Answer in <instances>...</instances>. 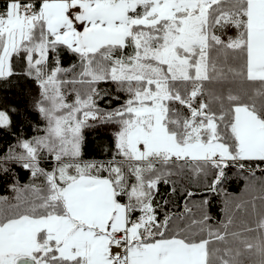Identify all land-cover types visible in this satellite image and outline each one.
<instances>
[{"label": "snow or ice", "instance_id": "obj_1", "mask_svg": "<svg viewBox=\"0 0 264 264\" xmlns=\"http://www.w3.org/2000/svg\"><path fill=\"white\" fill-rule=\"evenodd\" d=\"M18 75L44 128L0 152V264H264V0H0V81ZM90 122L107 158H85ZM186 170L225 208L233 170L259 187L212 223L192 191L158 199Z\"/></svg>", "mask_w": 264, "mask_h": 264}, {"label": "trees", "instance_id": "obj_2", "mask_svg": "<svg viewBox=\"0 0 264 264\" xmlns=\"http://www.w3.org/2000/svg\"><path fill=\"white\" fill-rule=\"evenodd\" d=\"M72 62L71 57H65V64ZM108 87V86H104ZM112 91L111 89H109ZM115 96V92H112ZM37 99V89L34 84L22 75L14 76L7 81H0V110L6 111L11 120L9 129H0V152L6 151L9 145L16 143L17 137L31 138L42 134L37 129L44 128V121L35 108ZM115 102L109 103L105 100L100 103L101 108L115 107ZM95 126L86 128L85 135V158L101 159L107 158L102 154V149L111 143L112 129L108 126L101 125L98 122H90ZM13 171L18 175L21 183L28 182L29 173L12 165ZM246 173H239L233 170L229 173L230 179L223 186L226 191L234 198L227 201L228 207L225 208V196L223 193L212 194L207 191L206 185L211 182V177L207 179L204 176L195 177L191 172L185 171L182 175L174 177L176 181L177 193L170 191V185L160 186V196L158 199L169 200L168 209L170 211H182L185 200L183 198L185 190L196 193L188 202L193 213L197 216L201 214L200 202L204 199L209 201L204 207L207 213L213 217L212 223L222 219L226 212L230 211L234 203L240 199H248L250 195L257 194L255 189L259 187L257 183L253 188H246ZM257 175L261 173L257 172ZM11 182L10 180L8 181ZM0 195H13L7 188V183L0 181ZM224 209V211H222ZM238 217L240 214H237ZM239 222V221H238Z\"/></svg>", "mask_w": 264, "mask_h": 264}]
</instances>
